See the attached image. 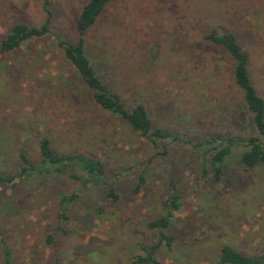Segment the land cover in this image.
I'll list each match as a JSON object with an SVG mask.
<instances>
[{
	"label": "rangeland",
	"instance_id": "1",
	"mask_svg": "<svg viewBox=\"0 0 264 264\" xmlns=\"http://www.w3.org/2000/svg\"><path fill=\"white\" fill-rule=\"evenodd\" d=\"M87 1L48 0L52 33L0 54V173L18 168L20 151L38 161V141L48 135L59 152L101 159L104 181L83 188L66 174L30 177L15 192H1L0 264L1 239L18 264H137L139 247L159 241L147 222L166 214L172 179H178L183 205L174 211L172 248L158 249L161 264H211L224 244L260 253L264 164L245 168L231 158L217 182L202 174L187 142L169 141L161 155L95 105L55 38L77 43ZM45 20L43 0H0V39L16 22L39 26ZM213 29L235 33L249 51L264 97V0H112L86 39L129 106L142 101L155 127L202 141L220 131H245L248 118L231 59L204 39ZM142 171L147 180L134 193ZM112 184L116 201L106 199ZM72 191L81 192L69 220L58 221L60 193Z\"/></svg>",
	"mask_w": 264,
	"mask_h": 264
},
{
	"label": "trees",
	"instance_id": "2",
	"mask_svg": "<svg viewBox=\"0 0 264 264\" xmlns=\"http://www.w3.org/2000/svg\"><path fill=\"white\" fill-rule=\"evenodd\" d=\"M111 1L88 0L83 5L76 24L77 43L64 40L58 34L55 37L57 47L66 61L74 67L76 75L94 104L143 137L153 148L159 149L161 155L167 154L166 146L169 141L187 142L193 147V152L197 153L202 174L212 175L217 182L222 179L227 162L231 158L245 168L264 164V97L260 94L252 75L251 55L239 42L236 34L213 29L204 35V39L220 48L231 59V76L242 91V104L248 113L244 125L245 131H237L235 134L220 131L202 141L183 139L181 135L168 128L155 127L144 102L139 101L129 106L108 81L102 63L94 57V53L88 52L86 34ZM43 8L46 12V20L41 25L16 22L10 27L7 34L0 39V54L16 50L28 41L52 33L50 28L52 12L48 7V0H43ZM38 153V161H33L24 151H20L18 168L14 172L0 173V193L6 189L15 192L22 181L30 177L54 179L66 174L79 182L83 188L89 184L98 186L104 181L105 164L93 154L80 151L59 152L54 148L52 139L48 135L39 139ZM78 170L84 171V175L79 174ZM146 180L145 172L142 171L133 192L138 193ZM177 180L170 181V192L163 200V210L166 214L147 222L150 229L158 230L159 241L139 247L141 253L135 256L137 264H161L158 259V249L162 245L172 248L174 244L175 238L170 233L174 211L181 209L183 205V196L178 189ZM80 192L60 193L57 202L58 221L62 220L65 223L69 220L70 206L80 196ZM118 198L119 195L112 184L106 193V199L116 201ZM97 210L102 212L103 208L98 206ZM58 227L63 230L62 224ZM47 239L53 240L52 235ZM1 247L2 264H18L14 261L11 248L4 239H1ZM57 264H60L58 260ZM211 264H264V244L261 252L255 255L245 253L230 244H224L218 249Z\"/></svg>",
	"mask_w": 264,
	"mask_h": 264
}]
</instances>
